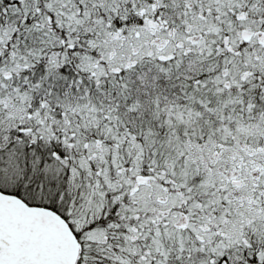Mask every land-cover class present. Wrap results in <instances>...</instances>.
<instances>
[{
	"label": "snow or ice",
	"instance_id": "obj_1",
	"mask_svg": "<svg viewBox=\"0 0 264 264\" xmlns=\"http://www.w3.org/2000/svg\"><path fill=\"white\" fill-rule=\"evenodd\" d=\"M0 264H264V0H0Z\"/></svg>",
	"mask_w": 264,
	"mask_h": 264
}]
</instances>
